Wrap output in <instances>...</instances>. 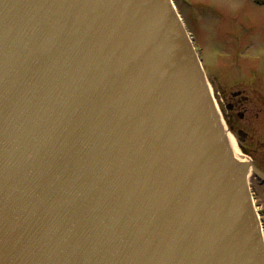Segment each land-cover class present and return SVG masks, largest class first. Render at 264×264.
I'll return each instance as SVG.
<instances>
[{
	"label": "water",
	"instance_id": "95a60500",
	"mask_svg": "<svg viewBox=\"0 0 264 264\" xmlns=\"http://www.w3.org/2000/svg\"><path fill=\"white\" fill-rule=\"evenodd\" d=\"M190 41L167 0H0V264H264Z\"/></svg>",
	"mask_w": 264,
	"mask_h": 264
},
{
	"label": "rangeland",
	"instance_id": "374dc122",
	"mask_svg": "<svg viewBox=\"0 0 264 264\" xmlns=\"http://www.w3.org/2000/svg\"><path fill=\"white\" fill-rule=\"evenodd\" d=\"M174 4L201 51L212 94L217 81L224 82L239 73L264 74V3L256 4L255 0H174ZM260 128L262 130V126ZM228 132V135H234ZM256 191L264 201V188H256Z\"/></svg>",
	"mask_w": 264,
	"mask_h": 264
},
{
	"label": "flooded vegetation",
	"instance_id": "af4514ba",
	"mask_svg": "<svg viewBox=\"0 0 264 264\" xmlns=\"http://www.w3.org/2000/svg\"><path fill=\"white\" fill-rule=\"evenodd\" d=\"M215 84L220 116L226 130L234 134L232 138L239 155L264 178V74L239 73ZM248 177L264 220V201L256 191V188H264V179L258 178L250 169Z\"/></svg>",
	"mask_w": 264,
	"mask_h": 264
},
{
	"label": "bare ground",
	"instance_id": "6f19581e",
	"mask_svg": "<svg viewBox=\"0 0 264 264\" xmlns=\"http://www.w3.org/2000/svg\"><path fill=\"white\" fill-rule=\"evenodd\" d=\"M226 140H227V145L231 151L232 158L234 157L235 159H239V152L235 147V142H234L233 138L229 135V136H227ZM240 161L243 162V160H240Z\"/></svg>",
	"mask_w": 264,
	"mask_h": 264
}]
</instances>
